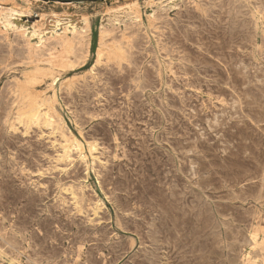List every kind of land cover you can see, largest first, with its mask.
Listing matches in <instances>:
<instances>
[{
	"label": "rangeland",
	"instance_id": "374dc122",
	"mask_svg": "<svg viewBox=\"0 0 264 264\" xmlns=\"http://www.w3.org/2000/svg\"><path fill=\"white\" fill-rule=\"evenodd\" d=\"M259 1L0 0V264H264Z\"/></svg>",
	"mask_w": 264,
	"mask_h": 264
},
{
	"label": "bare ground",
	"instance_id": "6f19581e",
	"mask_svg": "<svg viewBox=\"0 0 264 264\" xmlns=\"http://www.w3.org/2000/svg\"><path fill=\"white\" fill-rule=\"evenodd\" d=\"M187 1H188V0H187ZM260 1H261V0H260ZM260 1H259V2H260ZM185 2H186V1H184V3H185ZM189 2H190V1H189ZM200 2H201V1H200ZM203 2H204V1H203ZM207 3H208V2H207ZM243 3H244V2H243ZM243 3H242V4H243ZM187 4H188V3H187ZM250 4H251V3H250ZM252 4H253V3H252ZM252 4H251V5H252ZM260 4H261V3H260ZM182 5H183V4H182ZM185 5H186V4H185ZM188 5H189V4H188ZM195 5H196V4H195ZM201 5H202V4H201ZM239 5H241V4H239ZM245 5H246V4H245ZM263 5H264V4H263ZM190 6H191V5H190ZM197 6H198V4H197ZM203 6H204V5H203ZM205 6H206V5H205ZM253 6H254V5H253ZM262 7H263V6H262ZM186 8H187V7H186ZM237 8H238V7H237ZM202 9H203V8H202ZM234 9H235V8H234ZM239 9H240V8H239ZM243 9H244V6H243ZM131 10H132V9H131ZM236 10H237V9H236ZM234 11H235V10H234ZM239 11H240V10H239ZM239 11H238V12H239ZM9 12H13V13H9L8 15H14L15 12H16V10L13 9V8H10V9H9ZM165 12H166V11H165ZM236 12H237V11H236ZM238 12H237V13H238ZM243 12H244V11H243ZM247 12H248V11H247ZM254 12H255V11H254ZM260 12H261V11H260ZM240 13H241V12H240ZM244 13H246V12H244ZM159 14H160V13H159ZM246 14H247V13H246ZM246 14H245V15H246ZM168 15H169V14H168ZM168 15H167V16H168ZM248 15H249V14H248ZM261 15H262V14H261ZM155 16H157V15H155ZM159 16H160V15H159ZM175 16H176V15H175ZM252 16H253V14H252ZM262 16H264V15H262ZM165 17H166V16H165ZM248 17H249V16H248ZM168 18H169V17H168ZM243 18H244V17H243ZM163 19H164V18H163ZM163 19H162V20H163ZM166 19H167V17H166ZM170 19H171V18H170ZM175 19H176V18H175ZM175 19H173V20H175ZM177 19H178V15H177ZM244 19H245V18H244ZM248 19H249V18H248ZM19 20H20V19H19ZM250 20H251V19H250ZM252 20H253V19H252ZM169 21H170V20H169ZM175 21H176V20H175ZM175 21H174V22H175ZM247 21H248V20H247ZM255 21H256V20H255ZM7 22H8V24H11L13 21L10 22V20H8ZM176 22H178V21H176ZM176 22H175V23H176ZM240 22H241V21H240ZM248 23H249V22H248ZM250 23H251V22H250ZM166 24H167V22H166ZM169 24H170V23H169ZM169 24H168V25H169ZM244 24H246V23L244 22ZM253 24H254V23H253ZM255 24H256V23H255ZM160 25H161V24H160ZM173 25H174V24H173ZM175 25H178V24H175ZM241 25H242V23H241ZM241 25H240V27H241ZM17 26H18V25H17ZM149 26H150V25H149ZM149 26H148V27H149ZM165 26H166V25H165ZM179 26H180V25H179ZM179 26H178V27H179ZM237 26H238V25H237ZM237 26H236V27H237ZM250 26H251V25H250ZM253 26H254V25H253ZM115 27H116V25H115ZM135 27H136V26H135ZM166 27H168V26H166ZM170 27H172V26H170ZM173 27H174V26H173ZM245 27H246V25H245ZM245 27H244V25H243V28H245ZM16 28H19V26L16 27ZM182 28H184V27H182ZM182 28H180V29L182 30ZM20 29H21V28H20ZM107 29H108V28H107ZM109 29H110V28H109ZM129 29H130V28H129ZM156 29L158 30L159 28H156ZM180 29H179V30H180ZM185 29H186V28H185ZM241 29H242V28H241ZM16 30H17V29H16ZM21 30H22V29H21ZM25 30H26V29H25ZM71 30H72V29H71ZM154 30H155V29H154ZM160 30H161V29H160ZM177 30H178V29H177ZM239 30H240V29H239ZM242 30H243V29H242ZM250 30H251V29H249L248 31H250ZM254 30H255V29H254ZM66 31H67V30H66ZM66 31H65V32H66ZM78 31H79V30H78ZM78 31H77V32H78ZM115 31H116V30H115ZM120 31L123 32L122 29H121ZM135 31H136V30H135ZM166 31H167V30H166ZM244 31H245V30H244ZM12 32H13V30H12ZM16 32H17V31H16ZM20 32H21V31H20ZM63 32H64V31H63ZM68 32H69V31H68ZM139 32H140V31H139ZM156 32H157V31H156ZM162 32H163V31H162ZM168 32H169V30H168ZM177 32H178V31H177ZM180 32H181V31H180ZM182 32H183V31H182ZM73 33H74V32H73ZM125 33H126V32H125ZM129 33H130V32H129ZM129 33H128V34H129ZM136 33H137V32H136ZM146 33H148V32H146ZM170 33H172V32H170ZM174 33H175V32H174ZM183 33H184V32H183ZM191 33H192V32H191ZM228 33H229V32H228ZM238 33H239V32H238ZM248 33H249V32H248ZM23 34H24V33H22V35H20V36L22 37ZM80 34H81V33H80ZM128 34H127V35H128ZM137 34H138V33H137ZM143 34H144V32H143ZM162 34H163V33H162ZM162 34H161V35H162ZM167 34H168V33H167ZM167 34H166V36H167ZM178 34H179V33H178ZM243 34H244V33H243ZM251 34H252V32H251ZM255 34H256V33H255ZM61 35H62V34H61ZM61 35H59V36H61ZM75 35H76V34H75ZM124 35H125V34H124ZM129 35H131V34H129ZM133 35H134V34H133ZM135 35H136V34H135ZM135 35H134V36H135ZM144 35H145V34H144ZM163 35H165V34H163ZM173 35H174V34H173ZM179 35H180V34H179ZM189 35H190V34H189ZM234 35H236V34L234 33ZM32 36H33V35H32ZM69 36H70V35H69ZM71 36H72V35H71ZM71 36H70V37H71ZM125 36H126V35H125ZM141 36H142V35H141ZM141 36H140V38H141ZM145 36H146V35H145ZM170 36H171V35H170ZM184 36H185V35H184ZM186 36H187V35H186ZM186 36H185V37H186ZM239 36H240V34H239ZM244 36H246V35H244ZM250 36H251V35H250ZM10 37H11V36H10ZM113 37H114V36H113ZM120 37H121V36H120ZM122 37H123V36H122ZM122 37H121V38H122ZM128 37H129V36H128ZM135 37H137V35H136ZM191 37H192V36H191ZM230 37H231V36H230ZM234 37H235V36H234ZM246 37H247V36H246ZM262 37H263V36H262ZM6 38H7V37H6ZM12 38H14V37H12ZM38 38H39V37H38ZM65 38H66V37H65ZM115 38H117V37L115 36ZM125 38H127V36H126ZM137 38H138V37H137ZM148 38H149V37H148ZM170 38H171V37H170ZM181 38H182V36H181ZM231 38H232V37H231ZM241 38H242V36H241ZM14 39H15V38H14ZM25 39H26V38H25ZM43 39H44V38H43ZM68 39H69V42H70V38H69V37L67 38V40H68ZM138 39H139V38H138ZM142 39H143V38H142ZM157 39H158V38H157ZM159 39H160V38H159ZM163 39H164V38H163ZM184 39H185V38H184ZM184 39H183V40H184ZM186 39H188V38H186ZM194 39H195V38H194ZM199 39H200V38H199ZM224 39H225V38H224ZM233 39H234V38H233ZM28 40H29V38H28ZM36 40H37V39H36ZM40 40H41V39H40ZM52 40H53V39H52ZM52 40H51V41H52ZM74 40H75V39H74ZM76 40H77V39H76ZM117 40H118V38H117ZM124 40H125V39H124ZM124 40H123V41H124ZM133 40H134V39H133ZM136 40H137V39H136ZM143 40H144V39H143ZM147 40H148V39H147ZM152 40H153V39H152ZM164 40H165V39H164ZM168 40L170 41V39H168ZM173 40H174V39H173ZM190 40H191V39H190ZM240 40H241V39H240ZM240 40H239V41H240ZM250 40H251V39H250ZM259 40H260V39H259ZM3 41H4V40H3ZM10 41H11V40H10ZM20 41H21V40H20ZM47 41H48V40H47ZM63 41H65V40H63ZM114 41L116 42V39H115ZM126 41H127V39H126ZM137 41H138V40H137ZM139 41H140V40H139ZM144 41H145V40H144ZM187 41H189V40H187ZM196 41H198V40H196ZM211 41H212V39H211ZM224 41H225V40H224ZM234 41H235V40H234ZM237 41H238V40H237ZM251 41H252V40H251ZM40 42H41V41H40ZM44 42H45V41H44ZM128 42H129V41H128ZM198 42H199V41H198ZM207 42H208V41H207ZM215 42H216V41H215ZM219 42H220V41H219ZM230 42H232L231 39H230ZM244 42H246V41H244ZM8 43H9V41H8ZM20 43H21V42H20ZM29 43H30V42H29ZM35 43H36V42H35ZM62 43H63V42H62ZM71 43H72V42H70V45H71ZM121 43H122V42H121ZM130 43H131V42H130ZM135 43H136V42H135ZM141 43H142V42H141ZM145 43H146V42H145ZM150 43H151V39H150ZM159 43H160V42H159ZM165 43H166V42H165ZM169 43H170V42H169ZM228 43H229V42H228ZM239 43H240V42H239ZM239 43H237V44H239ZM248 43H249V40H248ZM252 43H253V42H252ZM258 43H259V42H258ZM10 44H11V43H10ZM64 44H65V43H64ZM125 44H126V43H125ZM147 44H148V43H147ZM170 44H172V43H170ZM190 44H191V43H190ZM202 44H203V43H202ZM229 44H230V43H229ZM229 44H228V45H229ZM231 44H232V43H231ZM249 44H250V43H249ZM12 45H13V44H12ZM14 45H15V44H14ZM18 45H20V44H18ZM26 45H28V44H26ZM31 45H33V44H31ZM36 45H37V43H36ZM43 45H44V44H43ZM47 45H48V44H47ZM132 45H133V44H132ZM135 45H136V44H135ZM135 45H134V46H135ZM137 45H139V44H137ZM142 45H144V44H142ZM178 45H179V44H178ZM182 45H184V44H182ZM194 45H195V44H194ZM242 45H243V44H242ZM24 46H25V45H24ZM66 46H67V45H66ZM68 46H69V45H68ZM76 46H77V45H76ZM80 46H81V45H80ZM120 46H122V44H121ZM124 46H125V45H124ZM139 46H140V45H139ZM145 46H147V45H145ZM155 46H156V45H155ZM196 46H197V45H196ZM200 46H202V45H200ZM209 46H210V45H209ZM221 46H222V44H221ZM224 46H225V45H224ZM232 46H233V45H232ZM235 46H236V45H235ZM237 46H238V45H237ZM240 46H241V45H240ZM21 47H22V46H21ZM45 47H47V46H45ZM69 47H70V46H69ZM125 47H127V46H125ZM163 47H166V46H163ZM163 47H161V48H163ZM168 47H169V45H168ZM170 47H171V46H170ZM177 47H178V46H177ZM179 47H180V46H179ZM191 47H192V46H191ZM197 47H198V46H197ZM202 47H203V46H202ZM207 47H208V46H207ZM213 47H214V46H213ZM243 47H245V45H243ZM243 47H242V48H243ZM11 48H13V46H12ZM50 48H51V47H50ZM53 48H54V47H53ZM53 48H52V49H53ZM66 48H67V47H66ZM121 48H122V47H121ZM151 48H152V47H150L149 49H151ZM171 48H172V47H171ZM208 48H209V47H208ZM215 48H216V47H215ZM219 48H220V47H219ZM245 48H246V47H245ZM9 49H10V48H9ZM28 49H30V48L28 47ZM47 49H49V48H47ZM52 49H50V50H52ZM132 49H133V48H132ZM137 49H138V47H137ZM142 49H143V48H142ZM154 49H155V48H154ZM158 49H159V48H158ZM169 49H170V48H169ZM233 49H234V48H233ZM250 49H251V48H250ZM250 49H249V50H250ZM25 50H27V48H25ZM25 50H24V51H25ZM65 50H66V52H67V49H65ZM73 50H74V49H73ZM121 50H122V49H121ZM125 50H126V49H125ZM156 50H157V49H156ZM163 50H164V49H163ZM166 50H167V49H166ZM181 50H182V49H181ZM205 50H206V49H205ZM211 50H212V49H211ZM216 50H217V49H216ZM228 50H229V49H228ZM235 50H237V49H235ZM27 51H28V50H27ZM48 51H49V50H48ZM52 51H53V50H52ZM78 51H79V50H78ZM161 51H162V50H161ZM167 51H168V50H167ZM176 51H177V50H176ZM192 51H193V49H192ZM206 51H208V50H206ZM213 51H215V50H213ZM229 51H231V50H229ZM244 51H245V50H244ZM260 51H261V50H260ZM46 52H47V51H45V54H46ZM128 52H129V51H128ZM130 52H131V51H130ZM146 52H147V51H146ZM150 52H151V51H150ZM180 52H181V51H180ZM225 52H226V51H225ZM258 52H259V51H258ZM261 52H263V51H261ZM116 53H117V52H116ZM139 53H140V52H139ZM144 53H145V52H144ZM157 53H158V52H157ZM171 53H172V52H171ZM184 53H185V52H184ZM207 53H209V51H208ZM207 53H206V54H207ZM222 53H223V52H222ZM119 54H120V53H119ZM173 54H175V53H173ZM189 54H190V53H189ZM198 54H200V53H198ZM256 54H257V53H256ZM258 54H260V53H258ZM25 55H26V54H25ZM46 55H47V54H46ZM48 55H49V54H48ZM68 55H69V54H68ZM71 55H72V54H71ZM114 55H115V54H114ZM120 55H121V54H120ZM126 55H127V53H126ZM131 55H132V54H131ZM148 55H149V54H148ZM154 55H155V53H154ZM167 55H168V54H167ZM183 55H184V54H183ZM193 55H194V54H193ZM201 55H202V53H201ZM210 55H211V54H210ZM228 55H229V53H228ZM245 55H246V54H245ZM261 55H262V54H261ZM26 56H27V55H26ZM36 56H38V55H36ZM42 56H43V55H42ZM44 56H45V55H44ZM121 56H122V55H121ZM121 56H120V57H121ZM124 56H125V55H124ZM142 56H143V55H142ZM146 56H147V55H146ZM168 56H169V55H168ZM175 56L177 57V55H175ZM186 56H189V55L186 54ZM202 56H203V55H202ZM214 56H215V55H214ZM224 56H225V55H224ZM229 56H230V55H229ZM229 56H227V57H229ZM83 57H84V56H83ZM120 57H118V58H120ZM150 57H151V56H150ZM154 57H155V56H154ZM154 57H153V58H154ZM164 57H165V56H164ZM170 57H171V56H170ZM179 57H180V56H179ZM181 57H182V56H181ZM195 57H196V56H195ZM199 57H200V56H199ZM212 57H213V56H212ZM232 57H233V56H232ZM248 57H249V56H248ZM252 57H253V56H252ZM27 58H28V57H27ZM39 58H40V57H39ZM39 58H38V59H39ZM42 58H43V57H42ZM42 58H40V59H42ZM44 58H45V57H44ZM47 58L49 59V56H48ZM66 58H67V57H66ZM68 58H69V56H68ZM114 58H115V57H114ZM143 58H144V57H143ZM172 58H173V57H172ZM187 58H188V57H187ZM191 58H192V57H191ZM205 58H206V55H205ZM205 58H204V59H205ZM218 58H219V57H218ZM230 58H231V57H230ZM238 58H240V57H238ZM260 58H261V56H260ZM22 59H23V58H22ZM71 59H72V58H71ZM115 59H116V58H115ZM128 59H130V57H129ZM128 59H127V60H128ZM131 59H132V58H131ZM141 59H142V58H141ZM144 59H145V58H144ZM155 59H156V58H155ZM162 59H163V58H162ZM168 59H169V58H168ZM200 59H201V58H200ZM212 59H213V58H212ZM222 59H223V57L221 58V60H222ZM225 59H226V58H225ZM241 59H242V58H241ZM243 59H244V58H243ZM34 60H36V59H34ZM43 60H44V59H43ZM177 60H178V59H177ZM188 60H189V59H188ZM190 60H191V59H190ZM194 60H196V59H194ZM198 60H199V59H198ZM229 60H230V59H229ZM231 60H232V59H231ZM235 60H236V58H235ZM248 60H249V59H247V61H248ZM22 61H24V59H23ZM44 61H45V60H44ZM67 61H68V59H67ZM70 61H71V60H70ZM113 61H115V60L113 59ZM139 61H140V60H139ZM143 61H144V60H143ZM155 61H156V60H155ZM174 61H175V60H174ZM181 61H182V60H181ZM183 61H184V60H183ZM186 61H187V60H186ZM186 61H185V62H186ZM203 61H205V60H203ZM226 61H227V60H226ZM232 61H233V60H232ZM240 61H241V60H240ZM245 61H246V60H245ZM17 62H18V61H17ZM17 62H16V63H17ZM35 62H36V61H35ZM42 62H43V61H42ZM48 62H49V60H48ZM48 62H47V63H48ZM50 62H51V61H50ZM116 62H117V61H116ZM131 62H132V61H131ZM190 62H191V61H190ZM216 62H217V61H216ZM227 62H228V61H227ZM234 62H235V61H234ZM20 63H22V62H20ZM138 63H139V62H138ZM149 63H150V62H149ZM152 63H153V62H152ZM167 63H168V62H167ZM171 63H172V62H171ZM173 63H174V62H173ZM195 63H196V62H195ZM199 63H200V62H199ZM201 63H202V62H201ZM201 63H200V64H201ZM204 63H205V62H204ZM206 63H207V62H206ZM69 64H70V63H69ZM130 64H131V63H130ZM130 64H129V65H130ZM135 64H136V63H135ZM135 64H134V65H135ZM165 64H166V62H165ZM187 64H188V63H187ZM208 64H209V63H208ZM217 64H218V63H217ZM226 64H227V63H226ZM226 64H223V65H226ZM253 64H254V63H253ZM255 64H256V63H255ZM25 65H26V64H25ZM25 65H24V66H25ZM67 65H68V64H67ZM77 65H78V64H77ZM138 65H140V64H138ZM147 65H148V64H147ZM163 65H164V64H163ZM167 65H168V64H167ZM197 65H198V61H197ZM205 65H206V64H205ZM215 65H216V64H215ZM240 65H241V64H240ZM259 65H260V64H259ZM119 66H120V65H119ZM130 66L132 67V65H130ZM150 66H151V65H150ZM153 66H154V65H153ZM159 66H160V65H159ZM164 66H165V65H164ZM199 66H200V65H199ZM202 66H203V65H202ZM212 66H214L213 63H212ZM216 66H219V65H216ZM228 66H229V65H228ZM231 66H232V64H231ZM237 66H238V65H237ZM249 66H250V65H249ZM256 66H257V65H256ZM156 67H157V66H156ZM156 67H155V71H156ZM167 67H168V66H167ZM169 67H170V66H169ZM175 67H176V66H175ZM175 67H174V68H175ZM187 67H189V66H187ZM233 67H234V66H233ZM238 67H239V66H238ZM247 67H248V66H247ZM259 67H261V66H259ZM70 68H71V66H70ZM132 68H133V67H132ZM143 68H144V67H143ZM179 68H181V67H179ZM183 68H186V67H183ZM196 68H197V66H196ZM212 68H213V67H212ZM220 68H221V66H220ZM230 68H231V67H230ZM243 68H244V66H243ZM256 68H257V67H256ZM149 69H150V68H149ZM166 69H167V68H166ZM199 69H200V68H199ZM232 69H233V68H232ZM232 69H231V70H232ZM257 69H259V68H257ZM263 69H264V68H263ZM137 70H140V68L137 69ZM153 70H154V69H153ZM158 70H159V69H158ZM188 70H189V68H188ZM202 70H203V69H202ZM207 70H208V69H207ZM211 70H213V69H211ZM211 70H210V71H211ZM228 70H229V69H228ZM261 70H262V69H261ZM142 71H143V70H142ZM205 71H206V69H205ZM205 71H203V73H204ZM241 71H242V70H241ZM250 71H251V70H250ZM263 71H264V70H263ZM153 72H154V71H153ZM173 72H174V71H173ZM176 72H177V71H175V73H176ZM187 72H188V71H187ZM191 72H192V71H191ZM228 72L230 73L231 71L229 70ZM239 72H240V71H239ZM248 72H249V71H248ZM256 72H257V71H256ZM261 72H262V71H261ZM73 73H74V72H73ZM139 73H140V72H139ZM143 73H144V72H143ZM167 73H168V71H167ZM171 73H172V72H171ZM175 73H174V74H175ZM178 73H179V72H178ZM194 73H195V72H194ZM206 73H208V72H205V74H206ZM214 73H215V72H214ZM222 73H223V72H222ZM245 73H246V72H244V74H245ZM172 74H173V73H172ZM176 74H177V73H176ZM195 74H197V73H195ZM223 74H224V73H223ZM238 74H239V73H238ZM254 74H255V73H254ZM260 74H261V73H260ZM75 75H76V74H75ZM75 75H74V76H75ZM144 75H147V73H145ZM144 75H143V76H144ZM154 75H155V74H154ZM189 75H190V74H189ZM189 75H188V76H189ZM213 75H214V74H213ZM236 75H237V74H236ZM240 75H241V74H239V76H240ZM246 75H247V74H246ZM74 76H73V77H74ZM76 76H77V75H76ZM134 76H135V75H134ZM136 76H138V75H136ZM139 76H140V75H139ZM141 76H142V75H141ZM174 76H175V75H174ZM196 76H197V75H196ZM205 76H206V75H205ZM207 76H208V75H207ZM217 76H218V75H217ZM224 76H225V75H224ZM230 76H232V75H230ZM152 77H153V76H152ZM163 77H164V75H163ZM194 77H195V76H194ZM142 78H143V77H142ZM154 78H155V77H154ZM159 78H160V77H159ZM166 78H167V77H166ZM172 78H173V77H172ZM196 78H197V77H196ZM236 78H237V77H236ZM246 78H247V77H246ZM252 78H253V77H252ZM89 79H90V78H89ZM135 79H136V78H135ZM146 79H147V78H146ZM146 79H145V80H146ZM156 79H157V78H156ZM164 79H165V78H164ZM167 79H168V78H167ZM167 79H166V80H167ZM173 79H174V78H173ZM188 79H189V78H188ZM190 79H191V78H190ZM197 79H198V78H197ZM215 79H216V78H215ZM220 79H221V78H220ZM247 79H248V78H247ZM261 79H263V78H261ZM84 80H85V79H84ZM139 80H142V79L140 78ZM139 80H138V83H139ZM191 80H192V79H191ZM198 80H199V79H198ZM212 80H213V79H212ZM227 80H228V79H227ZM232 80H233V79H232ZM241 80H242V79H241ZM257 80H258V79H257ZM257 80H256V82H257ZM89 81H90V80H89ZM149 81H152V80H149ZM159 81H160V80H159ZM171 81H173V80H171ZM213 81H214V80H213ZM216 81H217V80H216ZM221 81H222V80H221ZM233 81H234V80H233ZM236 81H237V80H236ZM249 81H250V80H249ZM252 81H253V80H252ZM260 81H261V80H260ZM132 82H133V81H132ZM145 82H146V81H145ZM168 82H169V81H168ZM168 82H167V83H168ZM192 82H193V81H192ZM194 82H195V81H194ZM196 82H197V81H196ZM217 82H218V81H217ZM225 82H226V81H225ZM225 82H223V83H225ZM227 82H228V81H227ZM244 82H245V80H244ZM244 82H243V83H244ZM246 82H247V81H246ZM81 83H82V82H81ZM88 83H89V82H88ZM136 83H137V81H136ZM146 83H147V82H146ZM146 83H145V85H146ZM171 83H172V82H171ZM171 83H170V84H171ZM234 83H235V81H234ZM149 84H150V83H149ZM162 84H163V83H162ZM186 84H187V83H186ZM209 84H211V83L209 82ZM212 84H215V83L213 82ZM228 84H229V83H228ZM230 84H231V83H230ZM245 84H246V83H245ZM247 84H249V83H247ZM247 84H246V85H247ZM254 84H255V83H254ZM257 84H258V83H257ZM135 85H136V84H135ZM160 85H161V83H160ZM199 85H200V84H199ZM217 85H218V84H217ZM232 85H233V84H232ZM235 85H236V84H235ZM243 85H244V84H243ZM243 85H242V86H243ZM250 85H251V83H250ZM260 85H261V84H260ZM17 86H18V85H17ZM61 86H62V85H61ZM64 86H65V85H64ZM140 86H141V85H140ZM143 86H144V85H143ZM155 86H156V85H155ZM187 86H188V84H187ZM193 86H195V85H193ZM207 86H209V85H207ZM207 86H206V87H207ZM48 87H49V86H48ZM196 87H197V86H196ZM199 87H200V86H199ZM223 87H224V86H223ZM228 87H229V86H228ZM154 88H155V87H154ZM200 88H202V87H200ZM207 88H208V87H207ZM209 88H211V87H209ZM232 88H233V87H232ZM232 88H231V89H232ZM251 88H252V87H251ZM47 89H48V88H47ZM50 89H51V88H50ZM145 89H146V88H145ZM167 89H168V88H167ZM191 89H192V88H191ZM195 89H196V88H195ZM197 89H198V88H197ZM202 89H204V88H202ZM212 89H213V88H212ZM222 89H223V88H222ZM231 89H230V90H231ZM241 89H242V88H241ZM253 89H254V88H253ZM259 89H260V88H259ZM44 90H45V89H44ZM149 90H150V89H149ZM154 90H155V89H154ZM161 90H162V89H161ZM165 90H166V89H165ZM200 90H201V89H200ZM239 90H240V89H239ZM239 90H238V91H239ZM261 90H263V89H261ZM141 91H142V89H141ZM146 91H147V90H146ZM168 91L170 92V90H168ZM193 91H194V90H193ZM206 91H207V90H206ZM206 91H205V92H206ZM220 91H222V90H220ZM234 91H236V90H234ZM256 91H257V90H256ZM17 92H18V91H17ZM52 92H53V91H52ZM164 92H166V91H164ZM209 92H210V91H209ZM214 92H215V91H214ZM217 92H218V91H217ZM217 92H216V93H217ZM224 92H226V91H224ZM228 92H229V91H228ZM239 92H240V91H239ZM153 93H154V92H153ZM159 93H160V92H159ZM172 93H173V91H172ZM222 93H223V91H222ZM230 93H231V91H230ZM235 93H236V92H235ZM244 93H245V92H244ZM247 93H249V92H247ZM250 93H251V92H250ZM12 94H14V93H12ZM149 94H150V93H149ZM156 94H157V93H156ZM166 94H167V93H166ZM190 94L192 95V93H190ZM205 94H206V93H205ZM209 94H210V93H209ZM218 94H221V93H218ZM239 94H240V93H239ZM251 94H252V93H251ZM262 94H264V93H262ZM18 95H19V94H18ZM143 95H144V94H143ZM147 95H148V94H147ZM154 95H155V94H154ZM191 95H190V97H191ZM221 95H222V94H221ZM224 95H225V94H224ZM255 95H256V94H255ZM257 95H258V94H257ZM193 96H195V95H193ZM193 96H192V97H193ZM198 96H199V95H198ZM228 96H229V95H228ZM15 97H16V96H15ZM148 97H149V96H148ZM160 97H161V96H160ZM219 97H220V96H219ZM224 97H225V96H224ZM226 97H227V96H226ZM226 97H225V98H226ZM231 97H232V96H231ZM233 97H234V96H233ZM237 97H238V96H237ZM253 97H254V96H253ZM157 98H158V97H157ZM161 98H162V97H161ZM229 98H230V97H229ZM46 99H47V98H46ZM158 99H159V98H158ZM162 99H163V98H162ZM198 99L200 100V98H198ZM205 99H206V98H205ZM14 100H15V99H14ZM155 100H156V99H155ZM40 101H41V100H40ZM201 101H202V100H201ZM234 101H235V100H234ZM240 101H242V100H240ZM252 101H253V100H252ZM15 102H16V101H15ZM45 102H46V101H45ZM230 102H231V101H230ZM232 102H233V101H232ZM245 102H247V101H245ZM203 103H204V102H203ZM207 103H208V102H207ZM217 103H218V102H217ZM258 103H259V102H258ZM39 104H40V102H39ZM209 104H210V103H209ZM212 104H213V103H212ZM212 104H211V105H212ZM214 104H215V103H214ZM226 104H227V102H226ZM244 104H245V103H244ZM244 104H243V105H244ZM262 104H263V103H262ZM14 105H15V104H14ZM46 105H47V104H46ZM43 106H44V105H43ZM231 106H232V105H231ZM40 107H41V106H40ZM209 107H210V106H209ZM216 107H217V106H216ZM218 107H220V106H218ZM261 107H262V106H261ZM14 108H15V107H14ZM16 108H17V107H16ZM38 108H39V107H38ZM48 108H49V107H48ZM150 108H151V107H150ZM198 108H199V107H198ZM240 108H241V107H240ZM51 109H52V108H51ZM209 109H210V108H209ZM221 109H222V108H221ZM225 109H226V108H225ZM235 109H236V108H235ZM246 109H247V108H246ZM263 109H264V108H263ZM35 110H36V109H35ZM47 110H48V109H47ZM54 110H55V109H54ZM153 110H154V109H153ZM202 110H203V109H202ZM227 110H228V109H227ZM241 110H242V108H241ZM33 111H34V110H33ZM198 111H199V110H198ZM210 111H211V110H210ZM234 111H235V110H234ZM244 111H245V110H244ZM43 112H44V111H43ZM49 112H50V111H49ZM52 112H53V111H52ZM219 112H220V111H219ZM223 112H224V111H223ZM229 112H230V111H229ZM247 112H248V111H247ZM252 112H254V111H252ZM252 112H251V113H252ZM255 112H256V111H255ZM15 113H16V112H15ZM32 113H33V112H32ZM47 113H48V112H47ZM202 113H203V112H202ZM217 113H218V112H217ZM236 113H238V112H236ZM36 114H37V113H36ZM36 114H35V115H36ZM50 114H51V112H50ZM57 114H58V113H57ZM192 114H193V113H192ZM224 114H225V113H224ZM244 114H245V113H244ZM257 114H258V113H257ZM18 115H19V113H18ZM30 115H31V114H30ZM37 115H38V114H37ZM37 115H36V116H37ZM52 115H53V114H52ZM195 115H196V114H195ZM221 115H222V114H221ZM234 115H235V114H234ZM259 115H260V114H259ZM261 115H262V114H261ZM263 115H264V113H263ZM14 116H15V115H14ZM27 116H28V115H27ZM27 116H26V117H27ZM44 116H46V115H44ZM55 116H56V115H55ZM191 116H192V115H191ZM211 116H212V115H211ZM211 116H210V117H211ZM245 116H246V115H245ZM245 116H244V117H245ZM18 117H19V116H18ZM31 117H32V116H31ZM37 117L39 118V116H37ZM37 117H36V118H37ZM205 117H206V116H205ZM216 117H217V116H216ZM221 117H222V116H220V118H221ZM234 117H235V116H234ZM251 117H253V116H251ZM251 117H250V118H251ZM14 118H15V117H14ZM50 118H51V117H50ZM54 118H55V117H54ZM61 118H63V117L61 116ZM217 118H218V117H217ZM248 118H249V117H248ZM27 119L29 120V118H27ZM33 119H34V118H33ZM189 119H190V118H189ZM199 119H200V118H199ZM211 119H212V118H211ZM25 120H26V119H25ZM34 120H35V119H34ZM42 120H43V119H42ZM53 120H55V119H53ZM206 120H207V119H206ZM215 120H216V119H215ZM218 120H219V119H218ZM226 120H227V119H226ZM246 120H247V119H246ZM250 120H251V119H250ZM18 121H19V120H18ZM26 121H27V120H26ZM26 121H25V123H26ZM29 121H30V120H29ZM48 121H49V120H48ZM203 121H204V120H203ZM227 121H228V120H227ZM251 121H252V120H251ZM41 122H42V121H41ZM43 122H44V121H43ZM54 122H55V121H54ZM54 122H53V123H54ZM230 122H231V121H230ZM245 122H246V121H245ZM253 122H254V121H253ZM253 122H252V123H253ZM45 123H46V122H45ZM53 123H52V124H53ZM200 123H201V122H200ZM202 123H203V122H202ZM206 123L208 124V122H206ZM210 123H212V122H210ZM219 123H220V122H219ZM224 123H225V122H224ZM228 123H229V122H228ZM48 124H49V123H48ZM52 124H51V125H52ZM58 124H59V123H58ZM192 124H193V123H192ZM214 124H216V123H214ZM214 124H213V125H214ZM231 124H233V123H231ZM53 125H54V124H53ZM64 125H66V122H65ZM95 125H96V124H95ZM98 125H99V124H98ZM98 125H97V126H98ZM108 125H109V124H108ZM110 125H111V124H110ZM112 125H113V124H112ZM228 125H230V124H228ZM250 125H251V124H250ZM56 126H57V125H56ZM59 126H61V125H59ZM83 126H84V125H83ZM198 126H199V125H198ZM206 126H207V125H206ZM216 126H217V124H216ZM233 126H235V125H233ZM112 127H113V126H112ZM199 127H200V126H199ZM211 127H212V126H211ZM227 127H228V126H227ZM236 127H237V126H236ZM247 127H248V126H247ZM247 127H246V130H247ZM68 128H69V127H68ZM68 128H67V129H68ZM77 128H78V127H77ZM83 128H84V127H83ZM99 128H100V127H99ZM113 128H114V127H113ZM113 128H112V129H113ZM228 128H229V127H228ZM89 129H90V128H89ZM94 129H95V127H94ZM115 129H117V128H115ZM211 129H212V128H211ZM225 129H226V128H225ZM231 129H232V127H231ZM233 129H234V127H233ZM59 130H61V129H59ZM92 130H93V129H92ZM108 130H109V129H108ZM118 130H119V129H118ZM207 130H208V129H207ZM228 130H229V129H228ZM253 130H254V132H255V129H253ZM256 130H257V129H256ZM53 131H54V130H53ZM67 131H68V130H67ZM82 131H83V130H82ZM87 131H88V130H87ZM220 131H221V130H220ZM78 132H79V131H78ZM84 132H85V131H84ZM94 132H96V131L94 130ZM94 132H92V133H94ZM104 132H105V131H104ZM61 133H62V132H61ZM81 133H82V132H81ZM107 133H108V132H107ZM118 133H119V132H118ZM188 133H189V132H188ZM215 133H216V132H215ZM41 134H42V133H41ZM41 134H40V136H41ZM53 134H54V133H53ZM67 134H68V133H67ZM71 134H73V133H71ZM193 134H195V133H193ZM199 134H200V133H199ZM199 134H198V135H199ZM103 135H104V134H103ZM120 135H121V134H120ZM203 135H204V134H203ZM206 135H208V134H206ZM216 135H217V134H216ZM218 135H219V134H218ZM222 135H223V134H222ZM249 135H251V134L249 133ZM64 136H65V135H64ZM64 136H63V137H64ZM69 136H70V135H69ZM90 136H91V135H90ZM95 136H96V135H95ZM95 136H94V137H95ZM111 136H112V135H111ZM199 136H202V135H199ZM246 136H248V135H246ZM82 137H83V136H82ZM85 137H86V136H85ZM87 137H88V136H87ZM208 137H210V136H208ZM208 137H207V138H208ZM217 137H218V136H217ZM223 137H225V136L223 135ZM36 138H37V137H36ZM83 138H84V137H83ZM110 138H111V137H110ZM193 138H194V137H193ZM225 138H226V137H225ZM90 139H91V137H90ZM93 139H94V138H93ZM189 139H190V138H189ZM194 139H195V138H194ZM197 139H198V138H197ZM204 139H206V138H204ZM212 139H213V138H212ZM212 139H211V140H212ZM253 139H254V138H253ZM64 140L66 141L65 138H64ZM70 140H72V139H70ZM118 140H119V139H118ZM229 140H230V139H229ZM247 140H248V139H247ZM255 140H256V139H255ZM258 140H259V139H257V141H258ZM52 141H53V140H52ZM84 141H85V140H84ZM110 141H111V140H110ZM189 141H190V140H189ZM212 141H213V140H212ZM66 142H67V141H66ZM112 142H113V141H112ZM112 142H111V143H112ZM221 142H222V141H221ZM64 143H65V142H64ZM67 143H68V142H67ZM67 143H66V144H67ZM74 143H75V142H74ZM217 143H218V142H217ZM50 144H51V143H50ZM62 144H63V143H61V145H62ZM71 144H72V142H71ZM104 144H105V143H104ZM108 144H109V143H108ZM250 144H251V143H250ZM69 145H70V144H69ZM190 145H193V143L190 144ZM194 145H196L195 142H194ZM70 146H71V145H70ZM72 146H73V145H72ZM103 146H104V145H103ZM121 146H122V145H121ZM167 146H168V145H167ZM196 146H197V145H196ZM243 146H244V145H243ZM251 146H252V145H251ZM263 146H264V145H263ZM55 147H56V146H55ZM62 147H64V146H62ZM78 147H79V146H78ZM96 147H97V146H96ZM168 147H169V146H168ZM190 147H191V146H190ZM200 147H201V146H200ZM92 148L94 149L93 146H92ZM109 148H110V147H109ZM217 148H218V147H217ZM248 148H249V146H248ZM67 149H68V148H67ZM112 149H113V148H112ZM165 149H166V148H165ZM197 149H198V148H197ZM240 149H241V148H240ZM63 150H64V149H63ZM120 150H121V149H120ZM221 150H224V149H221ZM253 150H255V149L253 148ZM253 150H252V151H253ZM259 150H260V149H259ZM114 151H115V150H113V152H114ZM190 151H191V150H190ZM190 151H189V152H190ZM201 151H202V150H201ZM239 151H240V150H239ZM242 151H243V150H242ZM250 151H251V150H250ZM250 151L248 150L249 153H250ZM100 152H101V151H100ZM113 152H112V153H113ZM203 152H204V150H203ZM259 152H260V151H259ZM79 153H80V152H79ZM198 153H199V152H198ZM201 153H202V152H201ZM243 153H244V152H243ZM255 153H256V152H255ZM113 154H114V153H113ZM122 154H123V153H122ZM122 154H121V155H122ZM240 154H241V153H240ZM251 154H252V153H251ZM256 154H257V153H256ZM80 155H81V153H80ZM80 155H79V156H80ZM249 155H250V154H249ZM258 155H259V154H258ZM112 156H113V155H112ZM238 156H239V155H238ZM238 156H237V157H238ZM259 156H260V155H259ZM82 157H83V156H82ZM172 157H173V156H172ZM222 157H223V156H222ZM254 157H255V156H254ZM261 157H262V156H261ZM190 158H191V156H190ZM192 158H193V157H192ZM223 158H224V157H223ZM223 158H222V159H223ZM240 158H241V156H240ZM255 158H256V157H255ZM83 159H84V157H83ZM83 159H82V160H83ZM86 159H87V158H86ZM88 159H89V158H88ZM92 159H93V158H92ZM94 159H95V158H94ZM113 159H114V158H113ZM193 159H194V158H193ZM220 159H221V158H220ZM241 159H242V158H241ZM246 159H247V158H246ZM237 160H238V159H237ZM259 160H260V159H259ZM259 160H258V161H259ZM262 160H263V159H262ZM262 160L259 161V163L262 162ZM88 161H89V160H88ZM195 161H196V160H195ZM223 161H224V159H223ZM244 161H245V160H244ZM248 161H249V160H248ZM93 162H94V160H93ZM241 162H242V161H241ZM90 163H91V162H90ZM90 163H89V164H90ZM196 163H197V162H196ZM222 163H223V162H222ZM228 163H229V162H228ZM232 163H233V162H232ZM236 163H237V162H236ZM242 163H243V162H242ZM85 164H86V163H85ZM89 164H88V165H89ZM100 164H101V163H100ZM116 164H117V163H116ZM194 164H195V163H194ZM238 164H239V163H238ZM227 165H229V164H227ZM232 165H233V164H232ZM232 165H231V166H232ZM260 165H261V164H260ZM193 166H194V165H193ZM235 166H237V165H235ZM235 166H234V167H235ZM241 166H242V165H241ZM102 167H103V166H102ZM114 167H115V165H114ZM116 167H117V166H116ZM122 167H123V166H122ZM185 167H186V166H185ZM197 167H198V166H197ZM206 167H207V166H206ZM228 167H229V166H228ZM249 167H250V166H249ZM251 167H252V166H251ZM85 168H86V167H85ZM94 168H95V167H94ZM107 168H108V166H107ZM109 168H110V167H109ZM123 168H124V167H123ZM187 168H188V167H187ZM244 168H245V167H244ZM253 168H254V166H253ZM88 169H89V168H88ZM104 169H105V168H104ZM188 169H189V168H188ZM197 169H198V168H197ZM239 169H240V168H239ZM96 170H97V169H96ZM107 170H109V169H107ZM118 170H119V169H118ZM190 170H191V169H190ZM87 171H88V170H87ZM100 171H101V170H100ZM102 171H103V169H102ZM171 171H172V170H171ZM188 171H189V170H188ZM199 171H200V170H199ZM259 171H260V170H259ZM259 171H258L257 173H259ZM110 172H111V170H110ZM118 172H120V171H118ZM182 172H183V171H182ZM190 172H191V171H190ZM206 172H207V171H206ZM210 172H211V171H210ZM238 172H239V170H238ZM242 172H243V171H242ZM242 172H241V174H242ZM251 172H252V171H251ZM99 173H101V172H99ZM122 173H123V172H122ZM170 173H172V172H170ZM216 173H217V172H216ZM205 174H206V173H205ZM217 174H218V173H217ZM235 174H236V173H235ZM235 174H233V175H235ZM255 174H256V173H255ZM255 174H254V175H255ZM94 175H95V174H94ZM103 175H104V174H103ZM106 175H107V174H106ZM108 175H109V174H108ZM98 176H99V175H98ZM100 176H101V175H100ZM122 176H123V175H122ZM190 176H191V175H190ZM218 176H219V175H218ZM222 176H223V175H222ZM106 177H107V176H104V178H106ZM110 177H112V176H110ZM224 177H225V176H223V178H224ZM226 177H227V176H226ZM228 177H229V176H228ZM112 178H113V177H112ZM187 178H188V177H187ZM223 178H222V179H223ZM170 179H171V178H170ZM239 179H241V181H242V178H239ZM248 179H249V178H248ZM102 180H103V179H102ZM118 180H119V179H118ZM118 180H117V181H118ZM168 180H169V179H168ZM209 180H210V179H209ZM227 180H228V179H227ZM236 180H237V179H236ZM256 180H257V179H256ZM109 181H110V180H109ZM115 181H116V180H115ZM197 181H198V180H197ZM237 181H239V180H237ZM261 181H263V180H261ZM107 182H108V180H107ZM160 182H161V180H160ZM160 182H159V183H160ZM172 182H173V181H172ZM226 182H227V181H226ZM102 183H103V182H102ZM110 183H111V182H110ZM161 183H162V182H161ZM166 183H167V182H166ZM213 183H214V182H213ZM218 183H219V182H218ZM247 183H248V182H247ZM255 183H256V182H255ZM263 183H264V182H263ZM85 184H86V183H85ZM164 184H165V183H164ZM201 184H202V183H201ZM237 184H238V183H237ZM243 184H244V183H243ZM109 185H110V184H109ZM202 185H203V184H202ZM213 185H214V184H213ZM215 185H216V184H215ZM225 185H226V183H225ZM229 185H230V184H229ZM251 185H252V184H251ZM84 186H86V185H84ZM117 186H118V185H117ZM155 186H157V185H155ZM218 186H219V185H218ZM218 186H217V187H218ZM166 187H167V186H166ZM191 187H192V186H191ZM213 187H214V186H213ZM242 187H243V186H242ZM244 187H245V186H244ZM248 187H249V186H248ZM256 187H258V186H256ZM256 187H255V188H256ZM262 188H263V187H262ZM155 189H157V188H155ZM160 189H161V188H160ZM167 189H170V188H167ZM207 189H208V188H207ZM233 189H234V188H233ZM260 189H261V187H260ZM106 190H107V189H106ZM253 190H254V189H253ZM253 190H252V191H253ZM113 191H114V190H113ZM113 191H112V192H113ZM168 191H169V190H168ZM243 191H244V190H243ZM246 191H247V190H246ZM254 191H255V190H254ZM72 192H73V191H72ZM116 192H117V191H116ZM160 192H161V191H160ZM196 192H198V191H196ZM247 192H248V191H247ZM73 193H77V192H73ZM113 193H114V192H113ZM156 193H157V192H156ZM199 193H200V192H199ZM224 193H225V192H224ZM251 193H252V192H251ZM78 194H79V193H78ZM218 194H219V193H218ZM222 194H223V193H222ZM152 195H153V194H152ZM168 195H169V194H168ZM215 195H217V194H215ZM220 195H221V194H220ZM243 195H244V194H243ZM74 196H75V195H74ZM111 196H112V195H111ZM153 196H154V195H153ZM201 196H202V195H201ZM119 197H121V196H119ZM126 197H127V196H126ZM92 198H93V197H92ZM116 198H117V197H116ZM153 198H155V197H153ZM213 198H215V197H213ZM223 198H224V197H223ZM126 199H127V198H126ZM162 199H163V198H162ZM211 199H212V198H211ZM247 199H248V198H247ZM259 199H260V198H259ZM87 200H88V198H87ZM98 200H99V199H98ZM155 200H156V199H155ZM205 200H206V199H205ZM212 200H214V199H212ZM215 200H216V199H215ZM245 200H246V199H245ZM95 201H96V200H95ZM124 201H125V200H124ZM159 201H160V200H159ZM161 201H162V200H161ZM164 201H165V200H164ZM239 201H240V200H239ZM258 201H259V200H258ZM122 202H123V201H122ZM155 202H157V201H155ZM256 202H257V201H256ZM64 203H65V202H64ZM88 203H89V202H88ZM157 203H158V202H157ZM163 203H164V202H163ZM237 203H238V202H237ZM77 204H78V203H77ZM160 204H161V203H160ZM64 205H65V204H64ZM90 205H91V204H90ZM133 205H134V204H133ZM163 205H164V204H163ZM210 205H212V204H210ZM222 205H223V204H222ZM222 205H221V206H222ZM242 205H243V204H242ZM77 206H78V205H77ZM130 206H131V205H130ZM217 206H218V205H217ZM221 206H220V207H221ZM246 206H247V205H246ZM58 207H59V206H58ZM62 207H63V206H62ZM91 207H92V206H91ZM99 207H100V206H99ZM135 207H136V206H135ZM164 207H166V206H164ZM256 207H257V206H256ZM65 208H66V207H65ZM124 208L126 209V206H125ZM128 208H129V207H128ZM211 208H212V207H211ZM64 210H65V209H64ZM92 210H93V209H92ZM96 210H97V209H96ZM99 210H100V209H99ZM128 210H129V209H128ZM133 210H135V209H133ZM138 210H139V209H138ZM130 211H131V210H130ZM164 211H165V210H164ZM232 211H233V210H232ZM251 211H252V210H251ZM64 212H65V211H64ZM96 212H97V211H96ZM125 212H126V211H125ZM160 212H161V211H160ZM127 213H128V212H127ZM127 213H126V214H127ZM64 214H65V213H64ZM134 214H135V213H134ZM240 214H241V213H240ZM137 215H138V214H137ZM248 215H249V214H248ZM92 216H93V215H92ZM234 216H235V215H234ZM123 217H124V216H123ZM168 217H169V216H168ZM139 218H140V217H139ZM241 218H242V217H241ZM243 218H244V217H243ZM243 218H242V219H243ZM119 219H120V218H119ZM122 219H123V218H122ZM144 219H145V218H144ZM238 219H239V218H238ZM238 219H237V220H238ZM242 219H241V220H242ZM123 220H125V219H123ZM251 220H252V219H251ZM119 221H120V220H119ZM132 221H133V220H132ZM134 221H135V220H134ZM134 221H133V222H134ZM239 221H240V220H239ZM242 221H243V220H242ZM120 222H121V221H120ZM128 222H129V221H128ZM136 222H138V221H136ZM167 223H168V222H167ZM167 223H166V224H167ZM239 223H240V222H239ZM122 224H123V223H122ZM241 224H242V223H241ZM248 224H249V223H248ZM127 225H128V224H127ZM140 225H141V224H140ZM128 226H129V225H128ZM120 227H121V226H120ZM130 227H131V226H130ZM134 227H135V226H134ZM240 227H242V226H240ZM127 228H128V227H127ZM140 228H141V227H140ZM162 228H163V227H162ZM237 228H239V227L237 226ZM125 229H126V228H125ZM136 229H137V228H136ZM148 229H149V228H148ZM158 229H160V228H158ZM119 230H120V229H119ZM127 230H128V229H127ZM134 230H135V229H134ZM135 231L137 232V230H135ZM135 231H134V232H135ZM138 231H139V230H138ZM163 231H164V230L162 229V232H163ZM243 231H244V230H243ZM3 232H4V231H3ZM5 232H6V231H5ZM166 232H168V231H166ZM251 232H252V231H251ZM0 233H1V231H0ZM130 233H131V231H130ZM170 233H171V231H170ZM238 233H239V232H238ZM146 234H147V233H146ZM163 234H164V233H163ZM166 234H167V233H166ZM235 234H236V233H235ZM18 235H19V234H18ZM129 235H131V234H129ZM244 235H245V234H244ZM246 235H247V234H246ZM6 236H7V235H6ZM16 236H17V235H16ZM139 236H140V235H139ZM143 236H144V235H143ZM168 236H169V235H168ZM250 236H251V235H250ZM4 237H5V236H4ZM19 237H20V236H19ZM21 237H22V236H21ZM13 238H14V237H13ZM126 238H127V237H126ZM0 239H1V238H0ZM2 239H3V238H2ZM166 239H167V237H166ZM240 239H241V238H240ZM21 240H25V239H21ZM81 240H82V239H81ZM98 240H99V239H98ZM126 240H127V239H126ZM146 240H147V239H146ZM168 240H169V239H168ZM242 240H243V239H241V241H242ZM2 241H3V240H2ZM4 241H6V240H4ZM25 241H27V240H25ZM77 241H79V240H77ZM90 241H91V239H90ZM247 241H248V239H247ZM9 242H10V240H9ZM73 242H74V241H73ZM75 242H76V241H75ZM171 242H172V241H171ZM171 242H170V243H171ZM248 242H249V241H248ZM250 242H251V240H250ZM13 243H14V242H13ZM28 243H29V242H28ZM71 243H72V241H71ZM80 243H81V241H80ZM127 243H128V242H127ZM239 243H241V242H239ZM242 243H243V242H242ZM245 243H246V242H245ZM262 243H263V242H262ZM8 244H10V243H8ZM17 244H18V243H17ZM69 244H70V243H69ZM119 244H120V243H119ZM125 244H126V243H125ZM249 244H250V243H248V245H249ZM251 244H252V243H251ZM26 245H27V244H26ZM30 245H31V243H30ZM76 245H77V244H76ZM80 245H81V244H80ZM131 245H132V244H130V246H131ZM176 245H177V244H176ZM32 246H34V245H32ZM98 246H99V245H98ZM117 246H118V245H117ZM125 246H126V245H125ZM23 247H24V246H23ZM90 247H91V246H90ZM120 247H122V246H120ZM246 247H247V246H246ZM33 248H34V247H33ZM92 248H93V247H92ZM94 248H95V247H94ZM117 248H118V247H117ZM164 248H165V247H164ZM2 249H3V248H2ZM87 249H88V248H87ZM90 249H91V248H90ZM118 249H119V248H118ZM123 249H124V248H123ZM241 249H242V248H241ZM15 250H17V249H15ZM33 250H34V249H33ZM88 250H89V249H88ZM88 250H86V251H88ZM167 250H168V249H167ZM170 250H171V249H170ZM28 251H29V250H28ZM235 251H236V250H235ZM92 252H93V251H92ZM240 252H241V251H240ZM34 253H35V252H34ZM36 253H37V252H36ZM94 253H97V252H94ZM224 253H225V252H224ZM241 253H242V252H241ZM4 254H5V253H4ZM24 254H25V253H24ZM87 254H88V253H87ZM92 254H93V253H92ZM168 254H170V253L168 252ZM251 254H252V253H251ZM84 255H85V254H84ZM227 255H228V254H227ZM246 255H247V254H246ZM90 256H91V255H90ZM164 256H165V255H164ZM31 257H32V256H31ZM87 257H88V256H87ZM165 257H166V256H165ZM249 257H250V256H249ZM140 258H143V257H140ZM235 258H236V257H235ZM255 258H256V257H255ZM259 258H260V257H259ZM11 259H12V258H11ZM31 259H32V258H31ZM167 259H168V258H167ZM237 259H238V258H237ZM39 260H40V259H39ZM2 261H3V260H2ZM12 261H14V260H12ZM15 261H16V260H15ZM87 261H88V260H87ZM27 262H28V261H27ZM41 262H42V261H41ZM86 263H87V262H86ZM140 263H141V262H140ZM238 263H239V262H238ZM16 264H18V263H16ZM23 264H24V263H23ZM244 264H245V263H244Z\"/></svg>",
	"mask_w": 264,
	"mask_h": 264
}]
</instances>
